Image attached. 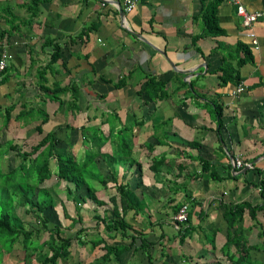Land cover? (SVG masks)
Wrapping results in <instances>:
<instances>
[{
    "label": "crops",
    "instance_id": "crops-1",
    "mask_svg": "<svg viewBox=\"0 0 264 264\" xmlns=\"http://www.w3.org/2000/svg\"><path fill=\"white\" fill-rule=\"evenodd\" d=\"M238 2L249 12L264 11V0ZM119 5V0H0V52L9 55L6 78L0 82V106L18 100L15 115L22 104H36L42 93L36 73L42 67L50 85L54 80L61 86L75 83L79 110H71L69 92L60 106L47 101L50 116L44 132L63 123L74 130L97 126L105 134L111 129L130 130L131 156L142 170V186L136 192L141 198L147 192L149 205L129 210L124 217L137 245L141 236L149 241L151 264H232L238 252L235 246L223 250L228 226L224 211L241 202L251 206L262 202L256 183L264 178V19L253 23L258 40L254 48L234 0L218 5V22L225 33L216 36L200 35V0H143L124 16ZM196 35L200 36L194 39ZM238 41L248 45L252 62L237 65L243 56L234 49ZM57 48L59 58L48 64ZM227 67L237 71L243 92L236 93L234 80L221 83ZM134 77L139 81L130 82ZM148 77L165 82L168 94H159L151 84L149 91L157 101L137 97ZM119 80L122 86L116 88ZM93 115L96 118L87 121ZM13 122L1 137L19 130L26 134L25 141L39 137L34 129L38 121L18 125L17 131L18 122ZM105 146L110 149L104 155L109 156L111 146ZM200 158L210 168L203 169ZM238 158L249 165L235 166ZM110 165L106 161L99 168L108 174ZM136 165L111 166L117 168L118 182L133 188ZM98 192L112 196L115 184L109 182ZM182 203H187L189 214L178 228L174 206ZM255 212L245 210L235 225L247 245H258L249 251V259L264 264V212ZM187 226L190 229L183 234ZM91 227L87 226L88 233ZM116 238L123 244L130 241ZM84 245L82 256L87 258L81 264H122L121 260L133 264L134 257L149 264L144 251L133 247L118 258L97 262L105 252L102 246Z\"/></svg>",
    "mask_w": 264,
    "mask_h": 264
},
{
    "label": "trees",
    "instance_id": "trees-1",
    "mask_svg": "<svg viewBox=\"0 0 264 264\" xmlns=\"http://www.w3.org/2000/svg\"><path fill=\"white\" fill-rule=\"evenodd\" d=\"M200 1L202 5L199 16H201L203 23L200 35L216 36L224 34L225 31L219 26L217 17V7L223 0ZM30 6L34 8V4H30ZM200 35H196L193 38L196 39ZM192 42L195 44V41ZM57 47L59 46L57 45ZM234 49L241 51L243 54L237 59L238 66L243 65L245 62L253 61V55L247 44L238 41ZM58 58L57 48V52L52 53V58L48 64ZM6 68L1 72L0 82L5 81ZM222 71L225 73V76L221 78L222 84L230 80H234L239 84L240 78L235 69L227 67V69L224 68ZM37 72V86L42 91L41 95H39L40 100L46 101V103L47 101H55L60 106L63 102L62 97L69 92L70 102L73 107L71 110H79L77 103L79 97L75 83L69 86H61L57 80H54L50 85L46 76V67H42ZM122 83L123 81L119 80L115 87H121ZM151 84H154L155 87H152V89L156 92L168 94L165 89V82L148 77L142 83L138 95L144 94L151 97L153 94L148 88ZM180 84L183 85L184 83L180 81ZM40 100H37L36 104L35 101L34 103H31V101L30 104H22L23 108L15 115H12V111L19 103L17 102L18 100L11 105L0 106V116L4 118L3 127L1 126V128H8L12 119L18 122L21 127L38 121L34 129L39 136L37 140L30 144L28 150L23 147L26 138L23 139V143H19L15 137L16 132L8 131L6 136L0 138V263L3 252L10 253L15 248H21L25 253V261L33 260L38 256L42 264H58L60 260L65 261L70 257L72 241L75 238L81 245L89 243L93 248L102 246L105 252L101 255V259L104 261L118 258L124 250L133 247L136 252L139 250L144 251L149 264H151L152 256L149 254V241L146 237L141 236V243L137 245V237L128 233L129 230H133L132 226L124 217L129 210L137 212L142 209L141 197L136 192V188L142 186V170L141 164L131 156L133 141L130 130L128 129V131L124 127L114 132L111 129L108 134H105L100 127L81 125L74 131V127L70 124L63 123L57 124L53 129L44 132L43 125L48 122L50 115L47 107L37 104ZM27 104L32 106L28 107ZM92 118H96V115H93V117L88 116L87 121H91ZM18 125L16 126V131L19 128ZM60 130L65 132L63 137L58 134ZM79 138V153H76L77 151L72 148ZM107 143L111 146L108 156L110 160H114L115 157H122L124 161H128L132 165L137 164V180L133 188L130 184L119 183L112 168H108V174H104L103 171L99 170V159L104 155L103 148ZM146 146L149 149V144ZM11 155L12 158H10ZM200 161L203 169L210 168L208 161L202 158H200ZM91 163L98 165V168L91 170V173L88 174V179L91 178V181L97 180L101 186H91L88 179L84 176V170ZM110 167L113 166L110 165ZM53 176L57 181L62 180L73 183V190L68 188L67 191L68 194H73L72 198L84 190V195L80 199L82 203L89 198L100 206L106 203L98 198V190L100 188H108L109 182L115 184L116 194L109 197L111 206L105 207L103 214L99 212L94 214V218L97 221L96 226H94L96 228L95 232L92 234L88 233L87 230L89 228L82 225V208L79 202H75L77 217H71V227L76 224L80 225L73 236L68 235L60 225L49 220L45 211L47 208L54 206L55 201L51 187L45 186L44 182ZM256 184L260 188L261 204L251 206L246 202H241L232 207H226L224 211L228 226L223 250L227 251L230 246H235L238 252V257L233 260L232 264H253V260L249 259V251L258 248V245L255 244L247 245V241L238 232L235 225V220L242 219L245 210L251 215L255 214V211L264 212V178L260 179ZM183 204L187 203L174 206L175 213ZM19 207H26V212L33 214L34 219L38 223L35 227L29 228L25 225L24 219L17 213ZM100 223L103 225V232L106 237H103L98 231ZM189 229L190 227L188 228V226L184 227L182 230L183 234ZM44 233L48 234L46 238L42 236ZM262 235L264 236V229L262 230ZM117 236L119 240L130 239V241L128 244H123L121 241L115 240ZM107 239H110L111 242H108ZM227 255L230 259H233L234 255ZM217 264L222 263L219 262Z\"/></svg>",
    "mask_w": 264,
    "mask_h": 264
},
{
    "label": "rangeland",
    "instance_id": "rangeland-1",
    "mask_svg": "<svg viewBox=\"0 0 264 264\" xmlns=\"http://www.w3.org/2000/svg\"><path fill=\"white\" fill-rule=\"evenodd\" d=\"M38 72L36 73V79H38ZM138 78L134 77L131 79L130 82L134 83V82H138ZM147 87V86H146ZM149 88V87H148ZM144 95V94H143ZM142 94L138 95L136 94L137 97L141 98L143 96ZM147 98H149V96H146ZM155 96H151L150 98H152ZM157 97V96H156ZM136 98V97H135ZM141 99H138L137 98V101L140 102ZM153 101H157V99L155 98ZM37 104H39L40 106H45L47 107L45 104H46V101H43V100H40L39 102H37ZM35 105V104H33ZM27 106H32V105H28ZM48 109V108H47ZM149 112V111H148ZM4 122V118H0V124H2ZM16 122H13L12 124H14ZM18 125V124H17ZM17 125H14V127H16ZM44 130H46V127L44 128ZM76 131V130H74ZM0 133L2 135H4V128H0ZM18 133V134H17ZM16 133V137H17V141L19 143H23V139L25 137L26 134H23V130H19V132ZM58 134L63 137L65 132L64 130H60L58 131ZM1 138V136H0ZM35 140H37V137L36 136H33L32 138H30L28 141H25L23 143V147L24 149L28 150L30 147V144L33 143ZM21 141V142H20ZM149 142H146L144 143V145H148ZM79 142L77 141L76 144H74V147L72 148L73 150L77 151L76 153H79ZM109 150L110 148L108 146H105L103 149L105 152V150L107 149ZM104 158L102 159H99L100 161V166H104L105 165V162L107 161L108 163H110L111 165L117 163V166L119 164H128V162H125L123 161V158H118V157H115L114 160H110V157L104 155L102 156ZM10 158H12V155L10 156ZM95 168H98V165H94V164H90L87 169L84 170V176L85 178L88 179V174L91 173V170L95 169ZM113 172L114 171H117V168L115 167H111ZM119 169V168H118ZM100 170V169H99ZM102 170L104 171L105 169H103L102 167ZM97 180H92L91 181V178L88 179V182L91 186L93 187H96L97 185H100V183H98V181L96 182ZM44 185L45 186H49L51 187V192L54 194V206L52 207H49L47 208V210L45 211V214L46 216L49 218L50 221L60 225L63 229H65V233H67L68 235H74L76 233V229L79 228V224H76L74 227H71V217L73 218H76L77 217V212L75 210V202H79L81 203V215H82V220H83V226H96V219L94 218V214L96 212H99L100 214H103L104 212V208L105 207H110L111 204L109 202V197H110V194H108V192H98L97 193V196L99 199L103 200L107 205H97L95 202H93L91 199L87 198L86 201L84 203H82V201L80 200L81 197H83L84 195V190L81 191L76 197H73L72 198V195L73 194H68V188L72 189L74 188V185L73 183H70V182H65V181H57L56 178L53 176L51 179H48L44 182ZM147 192H145L143 194V196L145 198H140L141 199V206H142V209L145 208V203H148L147 205H149V198H146L148 196H146ZM76 198V199H75ZM144 201V202H143ZM65 211H66V214H65ZM17 213L24 219L25 221V225L29 228H32V227H35L38 223L36 222V219H34V216L31 212H26V207H19L17 209ZM96 228L93 227L91 228V233L95 232ZM98 231H100L101 235H104V232H103V225L100 223L99 224V229ZM83 234V233H82ZM47 233H44L42 236L44 238L47 237ZM43 238V239H44ZM108 242H111L110 239H107ZM83 246H85L84 244L81 245V243H79L78 240H76L75 238H73V241H72V253L70 255V257L63 261V260H60L58 264H68V263H76V264H81V261L85 260L87 258V256H82L83 254ZM88 250V248H87ZM86 250V251H87ZM128 250V249H127ZM127 250H124L123 253H126ZM89 251V250H88ZM25 253L24 251L21 249V248H15L13 251H11L10 253H6V252H3V256H2V261L0 264H42L41 261H39V257H35L33 260H29V261H25ZM134 263L133 264H140L139 260L137 259V257H134ZM98 261H102L101 260H97ZM122 261V264H123V261L124 260H121Z\"/></svg>",
    "mask_w": 264,
    "mask_h": 264
},
{
    "label": "built area",
    "instance_id": "built-area-1",
    "mask_svg": "<svg viewBox=\"0 0 264 264\" xmlns=\"http://www.w3.org/2000/svg\"><path fill=\"white\" fill-rule=\"evenodd\" d=\"M120 6L122 7L124 12L132 11L138 3L143 0H119ZM236 3V12L242 19V26L244 27V32L246 36L250 40V44L253 45L254 48L258 47V40L256 38V34L253 30V23L259 19H264V11L263 10H255V11H247L243 5H241L238 0H234ZM9 60V55L6 50H2L0 52V79L1 72L6 68ZM245 90V87L242 83H239L236 88V93H241ZM234 164L237 167H241L244 165H249L248 163H243L242 159L238 158L234 160ZM260 191V188H258ZM188 218V205L183 204L176 213L173 215L174 223L180 228L184 222L187 221Z\"/></svg>",
    "mask_w": 264,
    "mask_h": 264
},
{
    "label": "water",
    "instance_id": "water-1",
    "mask_svg": "<svg viewBox=\"0 0 264 264\" xmlns=\"http://www.w3.org/2000/svg\"><path fill=\"white\" fill-rule=\"evenodd\" d=\"M118 10H119L120 15L124 16V11H123V9H122V7L120 5H119Z\"/></svg>",
    "mask_w": 264,
    "mask_h": 264
}]
</instances>
